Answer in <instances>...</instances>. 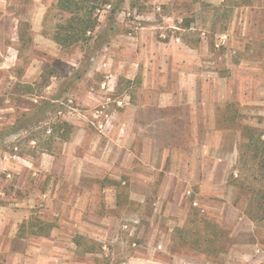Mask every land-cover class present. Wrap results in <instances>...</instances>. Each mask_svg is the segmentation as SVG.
Listing matches in <instances>:
<instances>
[{
  "label": "rangeland",
  "instance_id": "obj_1",
  "mask_svg": "<svg viewBox=\"0 0 264 264\" xmlns=\"http://www.w3.org/2000/svg\"><path fill=\"white\" fill-rule=\"evenodd\" d=\"M56 3L0 0V150L69 193V224L57 202L16 205L0 174L17 223L0 224V264H24L12 243L38 264H264L237 148L264 133V0H124L80 79L87 47L55 43Z\"/></svg>",
  "mask_w": 264,
  "mask_h": 264
},
{
  "label": "trees",
  "instance_id": "obj_2",
  "mask_svg": "<svg viewBox=\"0 0 264 264\" xmlns=\"http://www.w3.org/2000/svg\"><path fill=\"white\" fill-rule=\"evenodd\" d=\"M123 2L124 0H57L56 9L60 15L54 27L53 40L65 48L87 47L79 69L74 73L76 79L86 73L91 57L99 50L106 35L113 31V19ZM102 11L108 12L107 25L98 33L99 13ZM243 131L237 147L239 171L242 169L246 172V189L254 194L253 200H264V133L248 129L249 133L245 134ZM255 185L260 189L255 188Z\"/></svg>",
  "mask_w": 264,
  "mask_h": 264
},
{
  "label": "crops",
  "instance_id": "obj_3",
  "mask_svg": "<svg viewBox=\"0 0 264 264\" xmlns=\"http://www.w3.org/2000/svg\"><path fill=\"white\" fill-rule=\"evenodd\" d=\"M164 19H171L170 16H163ZM17 146H15V150ZM44 155V154H42ZM31 157H26L22 154H19L18 152H6L4 150H0V174H5L7 177L17 176L15 177V181L13 183V187L16 190L15 193L17 192L18 197L20 200H17V204H20V206L25 207L28 206L30 208L36 209L41 205V202L45 199L46 200V206L48 207L51 204L57 202L59 206V210L54 212L53 214L59 219L61 223L60 229H64L65 225L69 224V213L68 209L70 207V202H69V193H64L63 189L61 192H51V185L50 182L51 178H48L47 180L40 181L39 178H37V172L39 171L38 168L35 166L34 162L31 161ZM22 172H25V176L22 177ZM36 176V177H33ZM7 181L0 179V186L2 184L6 183ZM45 185H47V188L45 191H39V188H43ZM19 190V191H17ZM0 194L3 196H6L4 193H2L1 187H0ZM65 197V198H64ZM6 199V198H3ZM8 200V199H6ZM8 205V204H7ZM8 212L9 208L7 206L4 207ZM3 208H0V224L3 226V230H9L11 229L14 230L13 227L17 226V223L14 222L11 219V216H9L10 212L6 213L5 211L2 210ZM23 211L22 209L16 210L14 217L17 220H21L23 217ZM13 228V229H12ZM57 228L52 227L50 229V232L57 231ZM53 234L50 236H46L44 238V243H51L53 246ZM21 241V240H20ZM14 247L19 246V252L16 253V255L21 258V260H24V264H32L30 262L31 258L34 264H38L39 260H36L35 258L38 259V254L36 253H28L27 248L28 245L27 243H12ZM12 246V247H13ZM33 249H38L36 246L33 247ZM29 257L28 261L25 263L27 260V257Z\"/></svg>",
  "mask_w": 264,
  "mask_h": 264
}]
</instances>
